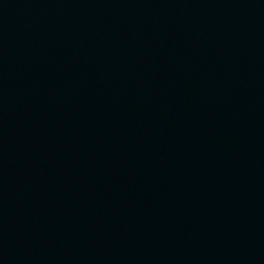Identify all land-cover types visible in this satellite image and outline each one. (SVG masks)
<instances>
[{
  "label": "water",
  "instance_id": "1",
  "mask_svg": "<svg viewBox=\"0 0 264 264\" xmlns=\"http://www.w3.org/2000/svg\"><path fill=\"white\" fill-rule=\"evenodd\" d=\"M0 264H264V0H0Z\"/></svg>",
  "mask_w": 264,
  "mask_h": 264
}]
</instances>
